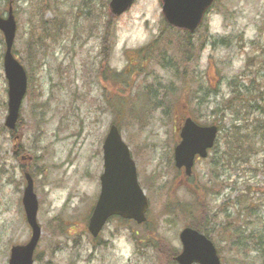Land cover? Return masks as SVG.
Returning <instances> with one entry per match:
<instances>
[{
    "label": "rangeland",
    "instance_id": "rangeland-1",
    "mask_svg": "<svg viewBox=\"0 0 264 264\" xmlns=\"http://www.w3.org/2000/svg\"><path fill=\"white\" fill-rule=\"evenodd\" d=\"M108 1L0 0L3 15L11 4L12 52L26 72L9 130L0 33V264L30 236L24 174L41 228L33 264H176L178 233L201 220L200 205L220 264H264V0H215L190 35L189 61L176 47L180 33L165 46L163 38L175 36L165 29L160 0H135L114 17ZM187 116L219 132L185 178L173 148ZM112 123L147 196L146 220L112 217L92 238L87 221ZM233 125L249 149L245 161L225 154Z\"/></svg>",
    "mask_w": 264,
    "mask_h": 264
},
{
    "label": "water",
    "instance_id": "water-1",
    "mask_svg": "<svg viewBox=\"0 0 264 264\" xmlns=\"http://www.w3.org/2000/svg\"><path fill=\"white\" fill-rule=\"evenodd\" d=\"M134 0H110L109 9L115 16L127 10ZM213 0H161L165 20L178 28L193 32L202 14ZM0 30L3 33L5 49L3 71L7 81V114L4 125L14 129L18 119L21 100L26 91V73L23 66L11 52L15 22L9 7L6 18L0 17ZM217 127L199 126L191 118L184 119L180 129V141L174 148V164L184 168L186 175L196 155L206 156L216 137ZM103 171L99 176L100 189L97 200L88 219V231L93 237L102 229L107 219L118 215L132 219L136 223L145 221L147 198L137 182L135 164L130 157L127 145L114 124H111L102 143ZM26 184L22 193V206L26 221L31 229L28 242L10 249L8 264H32V254L40 236L36 222L37 200L33 192L32 179L24 175ZM181 251L175 257L177 264H219V258L211 241L197 230L184 227L178 234Z\"/></svg>",
    "mask_w": 264,
    "mask_h": 264
},
{
    "label": "trees",
    "instance_id": "trees-1",
    "mask_svg": "<svg viewBox=\"0 0 264 264\" xmlns=\"http://www.w3.org/2000/svg\"><path fill=\"white\" fill-rule=\"evenodd\" d=\"M165 29L167 30V32L173 36L177 35L178 33L181 34L183 40L182 42H177L178 41V38L177 36H175L174 39H172L170 36H167V37H164L163 38V41L165 43V46L167 47H170V46H173V42H177L176 43V47L177 48H180L181 49V56L182 58H184V60L186 61H189L190 60V56L187 54V49H190L191 47V41H190V34L186 31H182V30H179V29H175L171 26H168V25H165ZM163 32H161L158 37L156 38L155 41H157L158 39H160L163 34ZM179 43V44H178ZM232 131L227 135V147H228V150L227 152H225V154H227L229 156V158L231 157L233 160L238 158V159H243V161H245V159L248 158V155H249V152H248V148L245 147V139H244V135L241 134V130L240 128L236 127V126H232ZM224 159L225 162L228 161L227 159V156H222L221 159ZM198 187V186H197ZM195 191H201V188L198 187L196 190H191V192H195ZM195 195L197 196L196 192H195ZM193 206H196V202L193 201L192 203ZM191 204H188L187 207H188V211H190L191 207H192ZM178 207L180 208V212L182 213V211H184V209L182 210L183 206L182 205H178ZM186 210V209H185ZM198 211L200 212L201 216H200V221H191L189 226L199 230L200 232H203L205 233L206 235H209L211 234V230L208 229L206 227V220H207V223H209V217H207L206 215V212L203 208L202 205L198 206ZM227 225V224H226ZM230 226H227V227H224L225 228V235L228 234V237L230 236V234L232 233V231L234 230L233 227H230ZM136 235V233H135ZM224 235V236H225ZM152 246L154 245V241L151 242ZM168 257H170L171 255H173V253H168ZM172 262H174V260L172 259Z\"/></svg>",
    "mask_w": 264,
    "mask_h": 264
}]
</instances>
